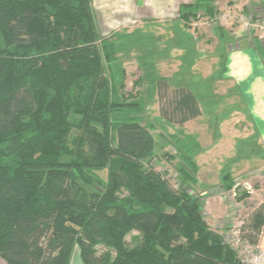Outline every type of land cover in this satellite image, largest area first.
Returning <instances> with one entry per match:
<instances>
[{
    "label": "trees",
    "instance_id": "obj_1",
    "mask_svg": "<svg viewBox=\"0 0 264 264\" xmlns=\"http://www.w3.org/2000/svg\"><path fill=\"white\" fill-rule=\"evenodd\" d=\"M114 35L100 36L91 0H0V257L70 264L77 247L83 264H240L190 186L197 144L176 186L154 168L143 102L127 101L111 68ZM170 91L167 122L200 116L189 89ZM234 181L224 174L221 187ZM263 225L259 206L243 236L256 244Z\"/></svg>",
    "mask_w": 264,
    "mask_h": 264
},
{
    "label": "rangeland",
    "instance_id": "obj_2",
    "mask_svg": "<svg viewBox=\"0 0 264 264\" xmlns=\"http://www.w3.org/2000/svg\"><path fill=\"white\" fill-rule=\"evenodd\" d=\"M105 5L106 2L100 0L95 7L101 10ZM221 6H217L218 10L222 8L219 13L228 15L227 19L222 20L219 24L229 28L239 27L243 33H245V29L242 20L263 17L258 14L251 15L243 8H223ZM198 15L199 20H193ZM196 16L188 20L191 24L190 29H192L187 30L188 32L179 31L178 20L170 21L162 26H155L152 21H146L139 29L130 31L124 30L122 25L117 22L104 21L101 11L97 10L94 14L97 29L102 38H108L115 34L112 41L115 60L111 64V68L115 72L121 71V74H124L123 81L120 80L123 84L121 93L127 101L129 103L143 102L140 115L144 124H151L154 128L153 136L156 141V155L152 164L157 171L168 177L172 186H176L178 180H181L177 167L185 164L188 169L190 168L182 156L189 153L188 144L192 145L191 143L195 142L187 137L188 135L180 133L181 128H177L175 122V124L167 122L164 114H167L168 111L164 110L165 108L161 109L163 105L166 106V101H168L165 100L167 97L165 93L171 94V89L181 87L204 92L198 96L204 125L193 123L190 130L199 133L200 136L199 141L202 146H197L199 148L195 156L196 172H199V174L196 173V178L206 184L190 186H192L195 195L203 199L202 216L206 223L219 232L223 230L220 228L221 226L229 231L233 222L242 221L245 223L255 208L264 206V163L260 160L262 153L257 147L256 138H253V141L249 139L247 142L240 140L233 143L226 140L219 144L218 140H221V136L217 130H214L213 125L217 126L218 120L227 118L233 113V110H228L229 106L223 104V97L207 95V90H210V85L217 84V78L222 74L224 58L222 57L218 63V68L214 69L213 76H205L201 64L197 62L200 57L189 46L188 39L191 40V38L188 36L191 35L190 32L204 30L210 26H216V24L212 21L208 22L206 16H201V14ZM157 29L162 33H159ZM160 81H165L170 89L159 91L157 88ZM207 98H210L208 103H206ZM207 123H209L210 129L205 127ZM226 131L231 134L230 138L234 134H238L231 129V126H227L224 133ZM174 135L180 136L183 141L180 149L181 155L177 154V150L172 146ZM216 135L218 140L214 139ZM231 144L232 150L227 153ZM236 168L238 170L235 171ZM224 174H230L235 179L234 186H237V183L240 184L236 187V196L234 197L230 191L227 192L221 187V178ZM245 186L251 187V194L245 189ZM245 193L247 197H243ZM226 231L224 234L222 233V236L227 238ZM132 236H137V233L133 232ZM127 240H131V238L128 236ZM262 244H264V239ZM97 250L98 254H101L104 249L98 247ZM0 264H5L1 257ZM70 264H83L77 247L73 249Z\"/></svg>",
    "mask_w": 264,
    "mask_h": 264
},
{
    "label": "crops",
    "instance_id": "obj_3",
    "mask_svg": "<svg viewBox=\"0 0 264 264\" xmlns=\"http://www.w3.org/2000/svg\"><path fill=\"white\" fill-rule=\"evenodd\" d=\"M104 1L106 5L100 10V8L95 7L100 0H91L93 13L95 14L97 10L101 11L104 21L117 22V24L122 25L124 30L130 31L139 29L146 21H152L155 26H162L174 20L179 21V31H187L190 27L187 25L188 20L183 17L184 14L190 12L191 17L194 14H201V16H206L208 20L220 12L222 8L218 10L217 6L221 5H223L221 6L223 8H243L245 12L251 15L258 14L264 17V0ZM136 22L139 23L136 24ZM157 30L159 31V29ZM159 33H162V31H159ZM190 34L188 37L191 40L187 38L189 46L200 57L197 62L201 64L205 76H213L214 69L218 68V63L222 57L224 58L222 74L217 78V84L209 86L210 90H207V95L223 97V104L229 106L228 110H233V113L227 118H223V120L220 118L217 126L213 125L214 130H217L221 136V140H218L217 135L214 136V139L216 138L221 144L226 140L233 143L240 140L247 142L249 139L253 141V138H256L255 142L262 153L260 160L264 163V42L256 35L243 33L236 26L229 28L214 25L204 30H197L194 33L190 32ZM182 44L184 43L182 42ZM190 91L195 96L201 109L198 96L204 92L202 90L199 92ZM209 101L210 98H207L206 103ZM203 121L201 113L197 118L182 125H176V127L181 128L180 133L190 136L192 141L201 147L199 133L190 130V126L193 123L204 125ZM227 126H231V129L238 132V134H234L230 138V133L227 131L224 133ZM205 127L210 129L209 123ZM231 150L232 144L227 153H230ZM200 184L205 185L206 183H202L197 179V185Z\"/></svg>",
    "mask_w": 264,
    "mask_h": 264
},
{
    "label": "built area",
    "instance_id": "obj_4",
    "mask_svg": "<svg viewBox=\"0 0 264 264\" xmlns=\"http://www.w3.org/2000/svg\"><path fill=\"white\" fill-rule=\"evenodd\" d=\"M228 14L216 13L213 17L208 19L207 21H212L216 25H220L219 23L222 20H226V16ZM200 18L199 15L195 17L196 20ZM188 19V20H190ZM199 20V19H198ZM197 20V21H198ZM244 31L248 35H256L262 42H264V17L255 18L254 20L244 19L242 20ZM187 25L190 27L191 24L187 21ZM237 186H234L230 191L232 193V197L236 196L235 190L240 184L237 183ZM245 189L251 194L252 191L250 186H245ZM233 215V214H232ZM234 218V217H232ZM244 223L241 222H233L229 231H226L223 226V230L218 231L221 235L224 234V231L228 233V237L223 236L224 242L233 250L240 264H264V244L262 241L264 239V225L262 226L260 233L258 234V240L256 244H252L249 242L243 234L245 233L242 229ZM223 233V234H222Z\"/></svg>",
    "mask_w": 264,
    "mask_h": 264
}]
</instances>
